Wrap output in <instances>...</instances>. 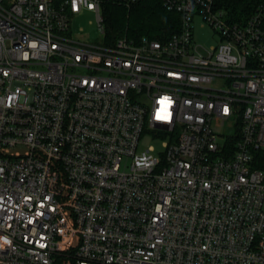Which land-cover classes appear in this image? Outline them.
I'll return each instance as SVG.
<instances>
[{
    "label": "built area",
    "instance_id": "1",
    "mask_svg": "<svg viewBox=\"0 0 264 264\" xmlns=\"http://www.w3.org/2000/svg\"><path fill=\"white\" fill-rule=\"evenodd\" d=\"M143 1L0 0V264H264V0L108 38L103 6Z\"/></svg>",
    "mask_w": 264,
    "mask_h": 264
},
{
    "label": "trees",
    "instance_id": "2",
    "mask_svg": "<svg viewBox=\"0 0 264 264\" xmlns=\"http://www.w3.org/2000/svg\"><path fill=\"white\" fill-rule=\"evenodd\" d=\"M229 11H252L256 0H225ZM108 38L123 34L166 39L179 29L180 16L166 11L157 0H145L131 8L107 3L103 6Z\"/></svg>",
    "mask_w": 264,
    "mask_h": 264
},
{
    "label": "rangeland",
    "instance_id": "3",
    "mask_svg": "<svg viewBox=\"0 0 264 264\" xmlns=\"http://www.w3.org/2000/svg\"><path fill=\"white\" fill-rule=\"evenodd\" d=\"M195 28V41L198 44L209 47L214 43L210 28L203 25L200 19H196L194 23ZM73 32L77 35H82L85 40H101L102 34L98 29L95 15L92 12H82L72 22ZM165 139L155 138L151 133H145L138 144V149L141 151L148 146H153L156 150L162 148ZM13 152L24 153L26 148L22 145L12 148Z\"/></svg>",
    "mask_w": 264,
    "mask_h": 264
}]
</instances>
